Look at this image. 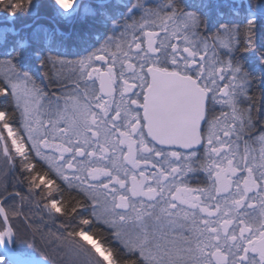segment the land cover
<instances>
[{
	"label": "snow or ice",
	"instance_id": "obj_1",
	"mask_svg": "<svg viewBox=\"0 0 264 264\" xmlns=\"http://www.w3.org/2000/svg\"><path fill=\"white\" fill-rule=\"evenodd\" d=\"M0 264H264V0H0Z\"/></svg>",
	"mask_w": 264,
	"mask_h": 264
}]
</instances>
